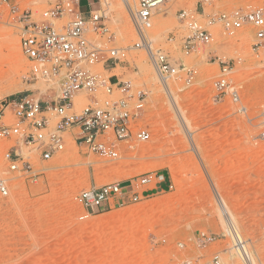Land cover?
<instances>
[{"label":"rangeland","instance_id":"obj_1","mask_svg":"<svg viewBox=\"0 0 264 264\" xmlns=\"http://www.w3.org/2000/svg\"><path fill=\"white\" fill-rule=\"evenodd\" d=\"M51 1L13 0L21 8L33 9L35 15ZM130 1L134 7L136 0ZM87 2L79 3L83 12L88 10ZM196 3L204 15L264 8V0H167L160 5L146 36L153 50L161 49L176 64L195 69L190 82L182 74L162 81L144 48L128 49L125 60L113 67L95 64L99 73L128 80L131 93L144 92L151 80L159 84L143 101L139 116L150 131V140L133 147L124 145L123 156L114 161L85 151L68 133L64 151L51 160L37 161L33 152L22 147V153L30 155L41 171L32 177L4 174L9 193L0 197V264H175L184 258L203 263L215 253H220L222 264H246L244 257L229 249L232 239L217 199L225 202L231 225L255 264H264V138L259 136L264 53L256 55L251 50V32L240 29L227 35L218 23L207 26L211 43H199L191 52H183L180 38L187 31L178 21L177 10L194 9ZM96 6L105 10L102 0ZM105 12L112 36H90L106 48H124L128 40L134 46L138 36L132 19L133 30L123 32L128 24L121 8L114 5ZM117 14L121 15L118 20ZM201 21L205 22L203 16ZM12 24L17 25L0 3V101L35 87L48 92L44 83L23 81L27 61ZM227 60L233 63L230 82L246 108L244 113L237 112L228 95L220 101L214 97L220 61ZM164 82L172 98L162 87ZM74 101L75 111H80L88 101L87 93L78 92ZM179 114L190 136L179 124ZM12 143L0 141V147ZM2 168L0 163V173ZM149 172L163 175L164 180L141 187L144 192L137 201H114L112 208L79 218L83 209L75 196L80 190ZM127 186L125 181L123 187ZM199 231L219 239L198 247L195 237ZM177 242H183L184 248H178Z\"/></svg>","mask_w":264,"mask_h":264},{"label":"built area","instance_id":"obj_2","mask_svg":"<svg viewBox=\"0 0 264 264\" xmlns=\"http://www.w3.org/2000/svg\"><path fill=\"white\" fill-rule=\"evenodd\" d=\"M80 1L53 0L35 15L30 7L21 8L13 0H0L8 9L9 20L17 23L12 25L18 30L20 49L27 61L23 81L44 83L48 91L35 87L26 89L19 97L0 101V141L13 142L7 148L0 147V163L4 164L0 173V197L9 193L5 173L17 172L32 177L41 171L34 166L30 155L22 153V147L33 152L37 161L51 160L64 151L68 133L85 151L114 161L123 156L124 145L133 147L150 140L149 129L139 119L148 95L141 90L131 93L128 80L94 70L97 63L113 67L123 62L128 49L106 48L93 39L91 33L112 36L105 21L107 14L96 6L100 0H88L87 12L81 10ZM166 1L136 0L134 7H129L138 36L132 48L147 51L163 81L182 74L184 80L190 82L196 74L195 69L183 63L176 64L161 49L153 50L145 33L152 27L154 11ZM197 4L194 9L177 10L178 21L187 31L180 38L183 52H191L199 43H211L213 37L207 26L218 23L227 35H234L240 29L251 32V50L256 55L264 53V8H238L204 15ZM232 68L229 60L220 61L219 75L213 82L214 97L220 101L228 95L236 104L237 112L244 113L246 108L230 82ZM81 91L87 93L88 101L80 111H75L74 97ZM262 115L259 136L264 138V111ZM153 180L160 183L164 176L149 172L126 179L127 187H123L125 181H111L80 190L75 196L83 209L79 218L112 208L114 201L121 204L125 198L137 201L144 192L140 188ZM218 239L212 233L199 231L195 242L203 248ZM176 246L184 248V243L177 242ZM229 249L242 253L245 245L236 235ZM199 260L184 258L175 264H222L220 253L213 254L210 261L201 263Z\"/></svg>","mask_w":264,"mask_h":264},{"label":"bare ground","instance_id":"obj_3","mask_svg":"<svg viewBox=\"0 0 264 264\" xmlns=\"http://www.w3.org/2000/svg\"><path fill=\"white\" fill-rule=\"evenodd\" d=\"M102 4L104 6V9L105 10H108V11H110L114 5H117L119 8H121V11L122 12H120V13L123 14L122 17H123L125 23L128 24V26L125 24L126 25V28L123 29V32L128 31L129 29H130V31L133 30V27H131V25H132L131 19L132 18H131L130 11H129V7H131V1L130 0H102ZM120 17H121V15L117 14L116 19L118 20ZM132 46H133L132 42L130 40H128L127 41V44H126V46H124V48L130 49V48H132ZM162 87L166 91L168 97H171L172 98V93H171L168 85L166 84V82H164V84L162 85ZM159 88H160L159 84L156 81H152L151 80L150 81V84H148L145 87L144 94L151 95L153 92L157 91ZM79 102L81 103L82 100L79 99L78 100V103ZM175 111H176V113H178L177 111H179L177 106H176V110ZM179 113H181V112H179ZM179 115H180L179 116V124L181 125L182 128H185L186 129V132L190 136L191 133H189V131L186 128V125L187 124H185L184 118H182V116H181L183 114H179ZM171 131L172 130H169V132H171ZM174 131H175V129H174ZM217 200H218L220 209H221V211H222V213L224 215V217H223L224 219L223 218L222 219L224 220L226 226L228 227L227 234L230 236L231 239H233V238L236 237V235L238 236L239 234L235 231V228H234L235 226L233 227L231 225V224H233V223H231V220H232L231 218L232 217L229 214V212H228V210H227V208H226V206L224 204L225 202L223 203L222 199H217ZM232 228H234V229H232ZM238 237H240V236H238ZM237 254L240 255L241 257H244L246 264H249V262H252V263L254 262L253 261V258L250 256L251 254H248L247 248L244 249V252L243 251H242V253L241 252H238ZM254 264H255V262H254Z\"/></svg>","mask_w":264,"mask_h":264}]
</instances>
